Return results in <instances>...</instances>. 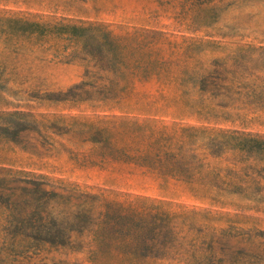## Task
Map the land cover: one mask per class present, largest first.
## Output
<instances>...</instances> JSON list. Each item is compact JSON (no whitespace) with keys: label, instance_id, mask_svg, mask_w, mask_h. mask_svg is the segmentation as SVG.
<instances>
[{"label":"rangeland","instance_id":"obj_1","mask_svg":"<svg viewBox=\"0 0 264 264\" xmlns=\"http://www.w3.org/2000/svg\"><path fill=\"white\" fill-rule=\"evenodd\" d=\"M0 264H264V0H0Z\"/></svg>","mask_w":264,"mask_h":264},{"label":"trees","instance_id":"obj_2","mask_svg":"<svg viewBox=\"0 0 264 264\" xmlns=\"http://www.w3.org/2000/svg\"><path fill=\"white\" fill-rule=\"evenodd\" d=\"M250 142V141H249ZM255 142H257V141H255Z\"/></svg>","mask_w":264,"mask_h":264}]
</instances>
